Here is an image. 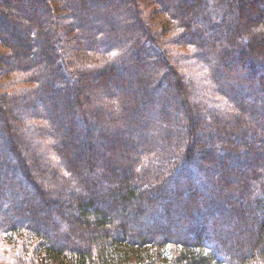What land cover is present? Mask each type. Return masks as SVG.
Instances as JSON below:
<instances>
[{
    "label": "trees",
    "instance_id": "trees-1",
    "mask_svg": "<svg viewBox=\"0 0 264 264\" xmlns=\"http://www.w3.org/2000/svg\"><path fill=\"white\" fill-rule=\"evenodd\" d=\"M66 1L90 49L132 47L134 64L75 72L60 53L62 17L49 0H0V44L9 49L0 68L42 93L50 126L42 135L55 140L63 168L48 158L26 163L24 122L13 113L24 100L3 88L0 237L22 249L13 264H264V0H155L182 30L176 42L213 67L212 84L231 106L206 89L205 101L192 104L197 96L180 75L170 72V81L157 49L167 31L147 26L136 0ZM176 84L185 121L171 102ZM82 87L96 93L82 98L91 111L81 107ZM101 95L118 108L100 106ZM105 116L121 131L94 133L88 121ZM116 147L123 155L113 161Z\"/></svg>",
    "mask_w": 264,
    "mask_h": 264
},
{
    "label": "rangeland",
    "instance_id": "rangeland-1",
    "mask_svg": "<svg viewBox=\"0 0 264 264\" xmlns=\"http://www.w3.org/2000/svg\"><path fill=\"white\" fill-rule=\"evenodd\" d=\"M74 0L73 2H75ZM51 7L56 11L58 14V17L61 16L62 18L58 20L57 28L54 29V33L57 36L58 40V46L61 49L60 53H62L63 60L69 63L70 69L74 68L75 72L80 71L81 74L87 73L89 70H102L103 68H106L108 66V63L110 65L120 63V66L123 67V69L130 68L134 64V61L132 59V53L133 48L128 46V50H123L122 52H118L116 54H111L108 52H100L95 51L93 49H90L86 43H84L82 35L80 31L77 29L78 27L75 26L76 23L80 24L81 27H84L81 23L82 17H79L78 20L74 21L69 19V9L66 4V0H49ZM136 9H138V12L143 17L144 22H146L147 26L154 27V30L157 29V31H160L161 34L163 33L162 27L164 28V31H167L166 34L162 36V42L158 44L157 49L160 51V56L163 58V64L170 67L171 70H168L166 73L168 74V77L170 81L172 82L171 73H178L180 75V86L184 90L189 89V94L193 93L197 97L196 99H192V104H200L205 101V98L200 97L201 92L203 89H206V93L208 95H212L215 97V100H220L224 103H227L226 105L231 106L229 102L226 100L224 101L222 98H220L217 92H220V87L218 85H214L213 79L214 78V71L213 67H205L203 64L200 66V60L193 59L196 57V50L192 49L190 50L185 44L177 43V37L181 35V29L176 24L175 21H173L172 18H169L160 8V6L156 3L155 0H136L135 2ZM134 6L130 5L131 11L134 10ZM129 20L134 25H138V20L136 16L132 13L128 16ZM137 23V24H136ZM264 28V25H263ZM48 30V29H47ZM263 33V30L260 31ZM51 35H53L52 31L50 32ZM257 31L255 32V34ZM124 34L126 32L124 31ZM216 34H213L215 36ZM125 37H129L128 33ZM224 38H231L232 35L229 33H226ZM146 35H143V41L145 40ZM168 48V50L166 49ZM261 50L264 51V44L261 45ZM9 49L6 46H3L0 44V56H3L5 53H8ZM157 52V50H156ZM116 56V57H115ZM156 56V55H155ZM169 56V57H168ZM180 62L181 67L179 68L177 65ZM210 58L209 60H211ZM199 61V62H198ZM145 62V61H144ZM65 63V62H64ZM177 64V65H176ZM211 65H213V61L210 62ZM116 66V65H115ZM132 68V67H131ZM171 72V73H170ZM142 74V73H140ZM146 73L143 74L145 76ZM17 76V75H16ZM15 73L9 70V68H0V94L3 91V88H6V95L13 97L17 99L19 102L21 100H24L21 102L20 105V111L15 110L13 113H16L19 115V117L24 122V125H22V131H23V142L19 143V150L21 151V154L23 158L26 160V163L30 165V167H33L35 165L36 160L43 161L48 158V160L53 161V159L56 161V164L61 170L62 168V162L60 161V157L54 154V146H55V140L52 139L50 136L42 135V130L45 131L47 126H49V119L48 114L49 111L43 110L42 107V93L39 94L37 91V86L33 82H14L12 81L13 78L16 77ZM182 76V77H181ZM142 77V76H141ZM183 77H185L183 79ZM143 78V77H142ZM182 78V79H181ZM189 80L193 81L194 87H189ZM94 81V80H92ZM141 83V82H139ZM178 84V81H177ZM177 84L175 90L171 88L169 90V93L172 94V96L175 98L172 99L171 102L175 104V108L179 110L181 116H179L177 119L179 121H185V116L187 115V112L185 111V108L182 106V100L185 98V94L182 92H179L177 90ZM179 87V86H178ZM137 88V86H136ZM224 89V88H223ZM90 91L88 89H85L82 87L81 91H79L80 96V103L81 107L85 108L87 110L93 109L91 107V101L84 102L83 101V95H89L88 99L90 100H97V97H95L96 93L94 91ZM37 91V92H36ZM90 92V93H89ZM226 94L230 96L229 91H225ZM165 94V92H163ZM38 98H41V101H38ZM108 97L99 96V104L101 106V103L105 105H108L110 103V107H106V109H117L118 108V102L115 100L108 102ZM40 100V99H39ZM190 100V99H189ZM191 101V100H190ZM101 102V103H100ZM112 107V108H111ZM141 110L146 111L150 110L148 107H142ZM14 119V118H13ZM109 119V120H108ZM175 119V120H177ZM92 122L89 120L92 131L96 133L97 135L101 137H108L109 135L113 134L114 130H119L121 123H114L112 119L105 116L102 119L101 118H92ZM186 120L187 116H186ZM11 123H14L13 120L10 121ZM187 124V123H186ZM50 127V126H49ZM104 128L106 129H113L110 133H107L104 131ZM123 128V127H122ZM41 129V130H40ZM187 135V136H186ZM110 137V136H109ZM189 137L188 132L183 133V138L187 139ZM114 149L115 153L113 154L110 152L108 154V158L113 161H117L118 153L120 155H123V151L121 148L116 147ZM126 150V149H123ZM61 162V166H60ZM32 171L35 175H38L36 173V170L32 168ZM67 172V171H66ZM214 193V191H212ZM210 194V193H209ZM56 198V195L53 196ZM225 198V197H222ZM212 223V221H210ZM15 250V251H14ZM19 251H22L19 247H13V244H5L3 242V238L0 237V264H13L14 263V255L17 253L19 254Z\"/></svg>",
    "mask_w": 264,
    "mask_h": 264
}]
</instances>
